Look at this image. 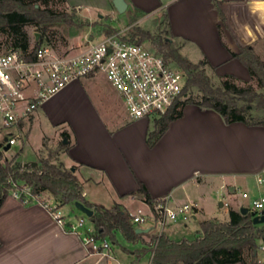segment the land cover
<instances>
[{
  "label": "crops",
  "instance_id": "0c3cea01",
  "mask_svg": "<svg viewBox=\"0 0 264 264\" xmlns=\"http://www.w3.org/2000/svg\"><path fill=\"white\" fill-rule=\"evenodd\" d=\"M125 1L126 12L141 13L136 20L138 23L159 13L158 21L161 22L165 16L172 41H179L180 53L189 59L184 50L188 45L194 46L200 52L199 60L204 57L219 72L236 73L226 67L238 61L231 58L227 49L237 51L239 47L254 45L262 39L253 31L248 35L245 32V28H251L249 21L257 23L244 7L250 6L264 22V11L257 0H217L225 17L223 22L212 0ZM63 5L75 9L84 18H98L102 22H112L118 13L112 0H64ZM217 24H220L221 34ZM84 39L80 37L79 45ZM239 72H243L242 68ZM76 82L79 81L68 84L29 118L18 123L22 137L17 142L28 140L32 126L39 122L38 112L51 113L53 108L64 105L62 98L72 91ZM114 108L104 106L106 116L86 101L76 109L78 118H49L53 123L64 124L61 127L65 129L48 135L45 145L41 141L29 160L19 158L23 146L14 151V155L18 152L14 162L37 161L46 156L47 148L56 150L52 162L74 168L84 196L90 202L105 207L117 202L129 211L143 208L145 202L130 194L140 181L153 199L168 196L171 205L196 203L197 213L193 219L198 221L215 218L218 212L223 217L220 220H227L230 208L239 210L246 206L242 192L249 197L264 196L259 192V185L264 182V125L226 124L216 111L187 104L182 115L169 123L155 145L148 147L145 134L152 129L153 122L146 118L122 117ZM27 127L29 134L24 140ZM64 138L67 147L59 149ZM4 141L5 137H0V148L6 151ZM257 176H262V182H257ZM58 208L68 221L77 217L68 205ZM187 223L171 222L162 232L172 239L186 237L183 230ZM87 227L92 228V225ZM140 228L155 232L149 224ZM197 229L198 226L194 227L192 236ZM126 246L129 251L111 244L105 252H88L81 236L69 231L67 225H59L39 202H25L12 191L0 206V264H151L150 253L135 256L134 250L140 245Z\"/></svg>",
  "mask_w": 264,
  "mask_h": 264
},
{
  "label": "trees",
  "instance_id": "16d2710c",
  "mask_svg": "<svg viewBox=\"0 0 264 264\" xmlns=\"http://www.w3.org/2000/svg\"><path fill=\"white\" fill-rule=\"evenodd\" d=\"M64 0H0V33L6 36L5 49L12 48L26 57L29 43L23 27L32 25L43 36L51 27L58 25L83 26L97 25L98 33L110 34L117 29L109 22H90L79 19L75 9L61 11L47 7L48 3L63 5ZM219 20H225L217 0H212ZM64 6V5H63ZM128 11V10H127ZM132 16L135 21L140 12ZM165 18V16H164ZM163 22V21H162ZM161 22V23H162ZM220 33V24H217ZM127 36L136 43H150L165 60L179 67L185 74L184 93L186 96L177 101L169 110L153 121L152 129L145 134V142L152 147L167 130L169 123L182 115L183 107L193 104L201 109L216 111L226 124L242 122L248 126L264 125V61L254 50L253 45L239 47L229 51L231 58L237 59L247 69L250 78L257 81L260 91L250 84L238 85L233 74L217 75L215 85L206 74L203 65L214 70L207 59L197 63L183 56L174 45L168 29L153 34L138 25L131 26ZM40 38L34 47L40 45ZM193 92L198 93L194 96ZM254 112L259 115L254 114ZM63 135L67 136L63 132ZM67 144L59 143V149ZM0 148V206L10 191L29 187L31 195H45L56 201L57 206L74 207L75 202L82 203L92 213L87 217L99 238H105L110 245H118L129 251L126 245H140L134 250L136 257L143 253L151 254V264H256L254 251L259 242L264 243V222L253 223L250 211L241 214L239 210L229 209L228 219L215 218L198 221V229L191 238L172 239L160 232H136L129 210L120 203L110 207L90 202L84 196L83 186L70 168L62 162H52L56 150H48L45 157L37 159L34 166L15 165V157L3 156ZM130 194L150 204L151 197L145 185L138 181V187Z\"/></svg>",
  "mask_w": 264,
  "mask_h": 264
},
{
  "label": "built area",
  "instance_id": "2783aa9c",
  "mask_svg": "<svg viewBox=\"0 0 264 264\" xmlns=\"http://www.w3.org/2000/svg\"><path fill=\"white\" fill-rule=\"evenodd\" d=\"M127 31L125 28L110 34L97 33L96 40L88 35L83 44L61 51L44 44L30 46L26 57L15 49L0 48V128L8 131L3 146H11L22 137L20 121L74 81L104 78L132 120L146 118L153 122L182 100L186 96L184 72L165 60L150 43L131 41ZM256 180L262 182V176ZM12 193L25 202H39L59 225H67L69 231L81 236L88 252L102 253L110 247L107 239L99 238L93 228L86 226L85 217L66 220L51 198L31 195L27 186ZM241 196L249 198L246 192ZM249 204L250 210L259 213L264 209V196L251 197ZM196 213V203L171 205L168 196L129 211L136 227L157 226V233L163 231L167 222H187ZM254 256L256 264H264L263 242L258 243Z\"/></svg>",
  "mask_w": 264,
  "mask_h": 264
},
{
  "label": "rangeland",
  "instance_id": "374dc122",
  "mask_svg": "<svg viewBox=\"0 0 264 264\" xmlns=\"http://www.w3.org/2000/svg\"><path fill=\"white\" fill-rule=\"evenodd\" d=\"M47 7L53 10H57V11L66 9L63 5L58 4V3H48ZM260 9L264 11V3L261 4ZM245 10H249V12H251V15L253 16V18L256 20V23H257L256 25H254L249 21L251 28L249 29L245 28L246 30L245 32L248 35L249 31L250 32L253 31L256 37L262 38L256 41L253 47L256 53L259 55V57L264 61V36H263L264 35V22L260 20L259 15L257 16L250 6L248 8L244 7V11ZM160 14L161 13L156 14L153 17H150L146 20H142L141 22L138 23L136 20L135 21L131 20L133 15L138 16L137 13L133 11L131 13L124 11L123 13H117L115 19L112 22L110 21L109 23L111 26H113L117 30H122L125 28L126 30H128L131 28V26L138 25L141 28L150 31L153 34H156V33H159L161 29H167V23L164 17L161 18V22L163 21L162 23L158 21V17L160 16ZM76 16L79 19L87 20L88 23L94 22V21L102 22V21H99L100 19L98 18H93V19L84 18L77 12H76ZM97 29H98L97 25H89V24L83 25V26L58 25V26L51 27L43 36H41L39 30L36 27L32 25H26L23 27V31L26 33L29 46H34L37 43V40L40 38V41H39L40 44L52 46L60 51L70 46L77 47V44L79 45L80 37H86L90 35V36H93L94 39L96 40L98 37ZM5 40H6V36L0 33V48L2 49L5 48V44H4ZM173 44L179 45V41L173 40ZM196 50L197 49L194 46L188 45L186 46V50L184 51L185 53H187L186 55L189 57L191 61L199 62L200 52ZM203 58L204 57H202L201 60H203ZM236 62L237 63H234V66L231 65L233 63H229L226 66L228 67L229 70H231V72H236V73H232L238 78V80H235L236 84L238 85L250 84L255 89L260 91L261 88L258 87L256 79L250 78L249 73L247 69L245 68V66H242V64H240V62L238 61ZM202 67L205 69L206 74L210 77L211 81L215 85L218 83V80H219L216 74L217 75L228 74L225 72H219V70L217 71L216 69L212 70L207 65H203ZM239 68L240 69L242 68V71H243L242 73L239 72ZM193 94L194 96H198V93L196 92H193ZM62 101L64 105L62 107H57L56 109L53 108L51 113L38 112L39 122L36 123L34 126H32L31 133L28 137V140L25 143L23 140L22 141L19 140L15 144L11 145L8 150L3 151L2 153L3 156L10 159L14 156V153L16 152V150H18L19 148L23 146V151H22V154H20L19 158L27 159V160L33 158L36 149L41 144V141L45 145L48 139L47 137L48 135H50L54 131H59V130L63 131L65 129L61 127V126H64V124L53 123L52 121H50L49 118H57V117L78 118L76 109L82 106V103H85L86 101H89L90 105L93 108L95 107L99 112L103 113V115L107 116L103 107L109 105V106H112L113 108L115 107L116 108L115 111H118L122 117H124L125 115L128 117L126 108L122 100L118 99V97L114 93L110 84L102 77L96 78L94 80L79 81V82L74 83L72 91H70V93H68L65 97H63ZM65 103H66V106H65ZM112 114L113 113H110V115ZM254 114L259 115L256 112H254ZM28 128L29 127L26 128L24 140L27 138V135L29 134ZM7 132L8 131L5 129H0L1 139H4V137H6ZM47 149L49 150V148ZM42 150L44 151V153H46L45 148H43ZM259 189H260L259 192L264 193V182L260 183ZM253 193L257 195L258 191H255ZM251 197L252 196H250L249 198L243 199L245 200L246 207H248L249 209L251 207L248 202L250 201ZM63 209L66 210V206H64ZM72 209L76 213L77 217L79 216L85 217L86 226L90 225L87 217L81 210H79L75 206L72 207ZM214 217L215 219H219V220L223 219L221 212L214 214ZM167 224H169V222H167ZM179 226L181 227V225ZM196 226H198V219L194 220L192 218L188 220L187 228L186 230H183V235H185L186 237H192L193 229ZM154 229H155V232H158L157 226H155ZM174 235L178 236L179 234H174Z\"/></svg>",
  "mask_w": 264,
  "mask_h": 264
},
{
  "label": "water",
  "instance_id": "95a60500",
  "mask_svg": "<svg viewBox=\"0 0 264 264\" xmlns=\"http://www.w3.org/2000/svg\"><path fill=\"white\" fill-rule=\"evenodd\" d=\"M112 4L114 6V8L116 9V11L118 13H123L127 7V3L125 0H112ZM63 143H66V138L63 139ZM10 148L9 144H6L4 146V150H8ZM36 164V161H30V162H24V163H20V162H15V165H22V166H27V165H31V166H34ZM72 171L74 170L73 167L70 168ZM74 206L76 208H78L79 210H81L86 217H89L92 213V211L85 207L82 203L80 202H75L74 203ZM248 211H250L251 215H252V222L257 224V223H262L264 222V209L261 210L259 213H257L256 211L254 210H250L248 207L246 206H241L239 208V212L241 214H245L247 213ZM136 232H143V231H147L143 228H139V227H136Z\"/></svg>",
  "mask_w": 264,
  "mask_h": 264
},
{
  "label": "bare ground",
  "instance_id": "6f19581e",
  "mask_svg": "<svg viewBox=\"0 0 264 264\" xmlns=\"http://www.w3.org/2000/svg\"><path fill=\"white\" fill-rule=\"evenodd\" d=\"M258 2L262 4V3H264V0H258Z\"/></svg>",
  "mask_w": 264,
  "mask_h": 264
}]
</instances>
